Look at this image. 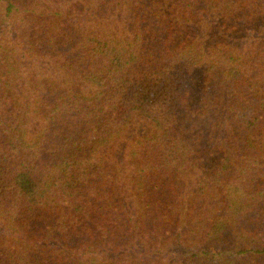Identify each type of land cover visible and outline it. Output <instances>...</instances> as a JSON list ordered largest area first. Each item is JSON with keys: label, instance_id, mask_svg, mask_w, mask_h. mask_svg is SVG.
<instances>
[{"label": "trees", "instance_id": "1", "mask_svg": "<svg viewBox=\"0 0 264 264\" xmlns=\"http://www.w3.org/2000/svg\"><path fill=\"white\" fill-rule=\"evenodd\" d=\"M0 264H264V0H0Z\"/></svg>", "mask_w": 264, "mask_h": 264}]
</instances>
